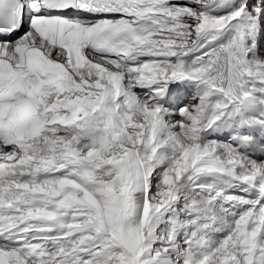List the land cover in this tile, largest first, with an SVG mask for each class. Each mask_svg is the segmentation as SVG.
I'll list each match as a JSON object with an SVG mask.
<instances>
[{
    "label": "snow or ice",
    "instance_id": "6c2138e0",
    "mask_svg": "<svg viewBox=\"0 0 264 264\" xmlns=\"http://www.w3.org/2000/svg\"><path fill=\"white\" fill-rule=\"evenodd\" d=\"M0 264H264V0H0Z\"/></svg>",
    "mask_w": 264,
    "mask_h": 264
}]
</instances>
